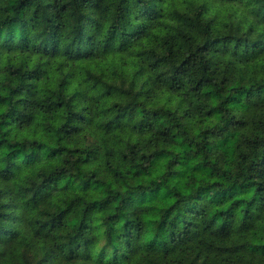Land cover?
<instances>
[{
	"label": "trees",
	"instance_id": "obj_1",
	"mask_svg": "<svg viewBox=\"0 0 264 264\" xmlns=\"http://www.w3.org/2000/svg\"><path fill=\"white\" fill-rule=\"evenodd\" d=\"M0 264H264V0H0Z\"/></svg>",
	"mask_w": 264,
	"mask_h": 264
}]
</instances>
